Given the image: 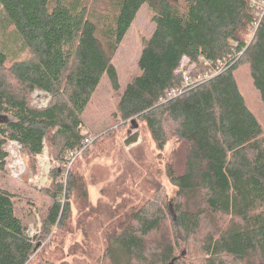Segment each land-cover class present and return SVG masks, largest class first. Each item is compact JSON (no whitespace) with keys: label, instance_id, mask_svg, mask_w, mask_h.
I'll return each mask as SVG.
<instances>
[{"label":"trees","instance_id":"trees-1","mask_svg":"<svg viewBox=\"0 0 264 264\" xmlns=\"http://www.w3.org/2000/svg\"><path fill=\"white\" fill-rule=\"evenodd\" d=\"M144 5L154 29L116 114L144 123L159 150L175 142L185 155L182 171L171 160L165 175L176 188L171 205L180 240L194 239L199 252L176 264H264V122L247 107L235 77L245 64L264 106V0H0V72L7 70L21 89L14 91L1 74L0 174L9 142L32 159L46 143L57 144L60 165L90 144H84L90 137L83 113L104 78L119 91L112 61ZM184 59L187 69L194 66L187 86ZM172 88L180 93L168 98ZM34 91L50 96L47 106L30 105L27 94ZM136 141L133 135L128 142ZM67 179V189L86 199L83 177ZM63 180L48 193L53 202L41 237L64 225ZM154 203L108 224L104 258L111 264H167L174 257L167 235L149 243L165 217ZM217 218L228 221L218 225ZM205 222L209 233L202 232ZM26 229L15 195L0 186V264H54L30 261L39 239Z\"/></svg>","mask_w":264,"mask_h":264},{"label":"rangeland","instance_id":"rangeland-1","mask_svg":"<svg viewBox=\"0 0 264 264\" xmlns=\"http://www.w3.org/2000/svg\"><path fill=\"white\" fill-rule=\"evenodd\" d=\"M262 5L263 3L258 6L259 9ZM153 29L152 13L144 5L138 11L112 61L118 74L120 89L114 91L106 78L98 86L82 116L83 132L90 137V144L77 154L70 165L58 164L57 144L50 146L46 143L43 153L33 159L20 144H7V170L0 174V186L15 195L16 212L25 222L27 234L39 239V247L30 261L41 258L54 264H111L104 258L109 244L106 240V227L112 220H123L125 213L147 207L148 201L156 202L153 206L161 207L165 214L164 224L158 233L153 234L149 243H159L162 236L167 235L176 249L174 257L167 264H176V258L187 261L199 252L194 239L188 242L180 240L175 225L176 215L173 204L171 205L176 188L165 175L166 165L171 160L176 163V171H182L184 153L175 142H169L159 150L144 123L138 120L135 122L136 119L121 121L116 114L120 93L138 74L137 60L142 42ZM14 54L10 52L9 58L15 59ZM182 64L184 72H189L185 63ZM3 72L6 83L19 92L21 89L18 82L7 70L4 69ZM2 73L0 72V76ZM235 77L247 107L258 122L263 124L264 106L245 64L238 67ZM27 99L31 106L43 108L47 106L50 96L42 91H34L27 94ZM133 135L137 136V141L129 143ZM68 174L69 177H83L86 199L78 198L67 189ZM63 177L62 204L64 206L66 201L69 204L64 225L52 227L46 237H41L42 217L53 202L48 193L54 190L56 181ZM164 202L168 206H164ZM217 219L218 225L228 221L226 218ZM211 230V226L205 222L202 232L209 233ZM114 251L119 253L117 248Z\"/></svg>","mask_w":264,"mask_h":264},{"label":"built area","instance_id":"built-area-1","mask_svg":"<svg viewBox=\"0 0 264 264\" xmlns=\"http://www.w3.org/2000/svg\"><path fill=\"white\" fill-rule=\"evenodd\" d=\"M183 63H185L184 64V66H186V64L188 63V60L187 59H184L183 60ZM194 66H191L189 69H187V70H191L192 68H193ZM187 72L188 71H186V72H184L183 71V85L184 86H187L189 83H190V80H189V78H188V74H187ZM180 93V90H177L176 88H172L171 90H169L168 92H167V97L168 98H173V97H175L177 94H179ZM89 139L90 138H87V139H85V141H84V144H89ZM80 153V151H74V152H70L69 153V155H68V157H67V160L69 161V165H70V163L78 156L77 154H79Z\"/></svg>","mask_w":264,"mask_h":264},{"label":"water","instance_id":"water-1","mask_svg":"<svg viewBox=\"0 0 264 264\" xmlns=\"http://www.w3.org/2000/svg\"><path fill=\"white\" fill-rule=\"evenodd\" d=\"M170 2H173V0H169ZM0 121H6V119H5V116L3 117V116H1L0 117ZM39 244L40 243H37L36 245H35V247H34V252L37 250V248L39 247ZM174 260H172V262H173Z\"/></svg>","mask_w":264,"mask_h":264}]
</instances>
